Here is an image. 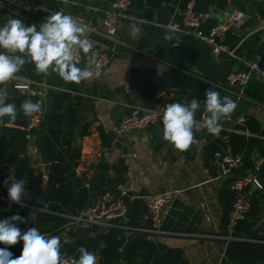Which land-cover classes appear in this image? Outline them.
I'll return each mask as SVG.
<instances>
[{
    "label": "crops",
    "instance_id": "obj_1",
    "mask_svg": "<svg viewBox=\"0 0 264 264\" xmlns=\"http://www.w3.org/2000/svg\"><path fill=\"white\" fill-rule=\"evenodd\" d=\"M129 1L124 17L117 21L113 37L107 36L101 26L104 13L111 9L112 0H68L67 3L50 0H0V24L18 16L25 24L38 26L56 12L70 14L82 18L95 28L94 32L87 30L85 34L93 46L92 50L103 51L110 56L109 65L97 72L90 65L91 54H84L79 49L74 53L76 63L81 67L90 65L93 72L91 78L80 82L78 86L83 103L76 113L77 126L72 143L73 148L80 152L79 164L75 169L78 180H81L79 188L88 192V201L83 211L95 206L102 198H112L119 193L117 189L98 200L95 187L101 176H112L113 167L123 159L126 166L125 183L120 189L129 200L127 218L130 211L145 207L148 196L163 191L172 192L173 197L164 211L162 227L166 231L188 235L146 237L156 245L152 264L158 263L166 252L173 249H180L189 264H237L229 259L230 242L216 238L224 234L221 229L223 208L219 194L225 187V181L235 173L218 176L212 165H205L206 141L200 133L205 127V114L203 113V121V114L194 119L192 146L183 151L177 150L163 138L162 120L145 129L129 132H121L119 122L134 110L146 109L137 88L125 81L129 71L136 69L161 74L176 69L207 81L211 90L236 102L235 110L220 121L223 131H226L225 121L229 120L235 125L229 134L247 135L238 128L247 118L257 120L261 128H264L262 79L251 74L243 87H228L226 84V77L230 72L245 71L247 63H259L264 54V18L261 17L264 0H242L240 8H237L246 15V24L241 30L229 33L225 41L229 49L235 51L236 58L226 53L215 57L207 43L166 28L171 23L182 24V12L185 9L181 6L183 0ZM189 2L194 3L192 0ZM230 2L231 0H227V7L223 10L209 7L213 11V18L202 25L203 32L226 18L232 9ZM253 2L260 6H253ZM26 81L14 75L3 83V95L27 94L14 89L16 85ZM30 83L37 91L34 97L41 104L42 116L40 123L34 128L35 133L28 138L27 156L36 177L42 176L44 189L49 174V168L45 173L44 166L49 164L42 144L54 93L57 91L55 72L49 70L47 74H42L36 86ZM161 97L164 100H185L184 96L177 95L174 91L162 93ZM85 124H88V133L83 137L80 136V130ZM26 129L29 130L27 127ZM100 129L111 139L110 147L102 146ZM226 133L228 136L227 131ZM225 151L230 152L228 148ZM3 188L0 185V189ZM1 214L4 215L2 211ZM255 230H264V217ZM70 231L63 230L58 236L64 240ZM125 236L123 257L134 242L145 238L132 232ZM7 247L15 248L21 253L22 242ZM63 264L69 263L63 260Z\"/></svg>",
    "mask_w": 264,
    "mask_h": 264
},
{
    "label": "trees",
    "instance_id": "obj_2",
    "mask_svg": "<svg viewBox=\"0 0 264 264\" xmlns=\"http://www.w3.org/2000/svg\"><path fill=\"white\" fill-rule=\"evenodd\" d=\"M190 0H183L182 9ZM196 12H206L209 7L223 10L227 7V0H192ZM253 6H260L256 2ZM264 9V7H263ZM264 18V12L261 13ZM229 34V33H228ZM227 34V36H228ZM226 36V37H227ZM264 69V54L258 63ZM42 74L37 73L34 65L26 63L15 76L22 77L33 86L38 85ZM125 81L135 86L139 97L145 108L162 107L165 110L170 103H189L193 98L201 101V107L197 110L195 118L205 114L203 101L205 93L211 89V85L200 78L181 73L176 69L156 74L154 72H141L133 69L126 74ZM3 83L0 82V92L3 94ZM80 83L66 82L55 73L54 102L50 112L46 134L43 139V150L46 162L49 166L46 186L43 189L42 176L36 177L27 156L28 138L35 133L34 129L27 130V117L24 116L21 104L25 100L37 102L38 99L27 94L12 93L5 97L6 103H14L17 106V119L9 120L7 117L0 119V196L5 194L6 210L8 216L1 214L0 219H6L12 215L19 214L24 217L23 223H18L22 231L36 227L42 234L52 236L59 235L64 226L69 221L67 217L77 216L82 212L88 201L86 189H80L81 180H78L75 169L78 167L80 152L73 148L75 135L76 113L82 106L83 98L79 93ZM176 92L177 95L184 96L185 100L167 99L161 97L162 93ZM206 118V114H205ZM222 124V123H220ZM87 125L80 130V136L87 135ZM238 128L247 135L231 133L227 136L226 131L221 130L216 136L210 134L204 127L201 129V136L205 139L204 160L208 167L212 165L213 155L220 151L229 149L232 156L240 155L243 166L236 170L234 176L225 181V187L219 194L221 206L223 208L222 231L228 224V215L235 200V191L231 187L237 179L244 176L245 172L254 171L255 164L263 160L262 166L256 173L257 177L264 184V128H261L258 121L253 118L245 119L244 124ZM103 147H110L111 139L104 132L99 130ZM190 146H192L190 144ZM189 146V147H190ZM112 176H101L96 184L95 191L98 193V200L108 192H114L125 183L124 174L126 166L123 159H120L113 167ZM25 180L27 190L23 197V206L11 202L8 198V186L11 182ZM8 181V184L5 183ZM118 193H116V196ZM128 205L127 196L123 197ZM251 208L243 221L239 222L233 230V235L241 238L260 239L258 230H255L260 220L264 217V192L253 191L250 195ZM146 208L130 211L127 226L131 228L148 227ZM128 232L123 229H110L103 234L100 245L97 243L96 235L99 234L95 226L79 227L71 230L67 239L68 244H63L62 259L69 264H74V260L79 258V247L84 246L96 256V264H152L154 261L156 245L152 240L146 238L144 234L137 233L145 237L132 244L123 257L122 249L126 241ZM229 259L237 264H264V244L233 241L230 242ZM0 247H5L0 244ZM13 256L17 257L20 252L9 247ZM156 264H189L184 258L180 249L169 250Z\"/></svg>",
    "mask_w": 264,
    "mask_h": 264
},
{
    "label": "clouds",
    "instance_id": "obj_3",
    "mask_svg": "<svg viewBox=\"0 0 264 264\" xmlns=\"http://www.w3.org/2000/svg\"><path fill=\"white\" fill-rule=\"evenodd\" d=\"M87 25L77 23L70 14L56 12L36 24L27 25L18 16L0 24V82L11 79L26 63L34 65L37 73L47 74L49 70L58 74L66 82L80 83L92 77L90 65L79 66L74 53L79 49L84 54L95 55L93 46L86 37ZM172 39V37H168ZM99 65H97V72ZM205 109V128L210 134L221 129L222 117H227L236 108V102L228 96L221 97L214 90H207L203 101ZM201 107V101L193 98L189 103H170L163 116V138L172 143L177 150L188 149L194 136V118ZM20 108L29 117L41 110V104L28 99ZM18 111L14 103H6L0 92V119H17ZM8 184V181H5ZM25 180L11 182L8 198L23 206L27 190ZM24 217L18 213L0 219V264H63L61 237L42 234L36 227L22 231L18 223ZM22 242L19 256L14 257L7 246ZM70 241L65 238L63 244ZM80 255L74 264H96V256L84 246L78 249Z\"/></svg>",
    "mask_w": 264,
    "mask_h": 264
},
{
    "label": "built area",
    "instance_id": "obj_4",
    "mask_svg": "<svg viewBox=\"0 0 264 264\" xmlns=\"http://www.w3.org/2000/svg\"><path fill=\"white\" fill-rule=\"evenodd\" d=\"M60 3H67L68 0H50ZM130 5L129 0H112L111 9L104 13L102 21L103 32L110 37L116 34L117 21L124 17V12ZM194 3L189 2L182 12V24H168V30L179 32L184 35H191L205 43H207L212 50V53L217 57L220 53L236 58L235 51L230 50L226 41L228 33L241 30L247 21L246 15L236 8H232L226 18L214 24L207 32H203L201 27L204 23L213 18V11L209 9L206 12H196ZM72 16V15H71ZM77 23L87 25V30L95 31L91 24L82 18L72 16ZM110 62V56L103 51H95V55L90 57V65L93 69H105ZM251 74L259 76L264 82V69L259 67L257 62H250L246 65V70L241 72H230L226 77V84L228 87H243L249 80ZM18 92L27 93V95L34 96L37 91L32 88V84L27 80L24 84L16 85L14 87ZM163 108H146L141 110H134L130 115L124 117L119 122V130L121 132H129L134 130H142L147 126L158 123L162 120ZM42 112L32 114L27 117V128L29 130L38 126L41 121ZM204 114L202 115V121ZM202 124V123H201ZM263 160H259L255 165L254 171H246L244 176L237 179L232 186L235 191V200L228 215V224L225 232L221 237H216L225 242H249L264 244L263 240L241 238L233 235V230L236 225L243 221L246 214L251 208L249 194L252 191L264 192V185L261 183L256 173L262 166ZM212 166L215 168L218 176L232 175L236 170L243 166L242 157L240 155L232 156L230 152L220 150L213 155ZM118 188L119 193L112 198H102L88 210L80 212L77 216L67 217L69 220L64 226L63 230L70 231L79 227L95 226L99 233H104L110 229H123L129 233H141L146 237H162V236H188L185 233L166 231L162 227V218L164 211L170 203L173 194L172 192L163 191L158 194L148 196L145 201L147 211V218L149 221L148 227L131 228L127 226L128 206L123 197L125 193ZM258 236H263V231L259 230Z\"/></svg>",
    "mask_w": 264,
    "mask_h": 264
},
{
    "label": "water",
    "instance_id": "obj_5",
    "mask_svg": "<svg viewBox=\"0 0 264 264\" xmlns=\"http://www.w3.org/2000/svg\"><path fill=\"white\" fill-rule=\"evenodd\" d=\"M241 1L242 0H231L230 2V7L231 8H240V5H241ZM234 123L232 121H225L224 123V128L226 129V131L228 132V134L230 133V131H232L234 129ZM49 168V165H45L44 166V172L46 173V171L48 170ZM6 198H5V194H2L0 196V209L2 211V213L5 215V216H8L7 215V210H6ZM103 238V234L102 233H99L96 235V239H97V243L98 245H100L101 243V240Z\"/></svg>",
    "mask_w": 264,
    "mask_h": 264
}]
</instances>
